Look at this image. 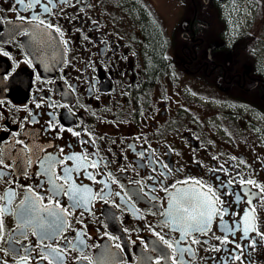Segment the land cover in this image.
I'll return each mask as SVG.
<instances>
[{
    "label": "flooded vegetation",
    "instance_id": "af4514ba",
    "mask_svg": "<svg viewBox=\"0 0 264 264\" xmlns=\"http://www.w3.org/2000/svg\"><path fill=\"white\" fill-rule=\"evenodd\" d=\"M0 77V264H60L46 244L63 264H240L230 241L264 264V200L240 184L264 187V0H0ZM193 190L227 210L199 244L165 215ZM29 195L67 210L54 240L21 224Z\"/></svg>",
    "mask_w": 264,
    "mask_h": 264
},
{
    "label": "snow or ice",
    "instance_id": "6c2138e0",
    "mask_svg": "<svg viewBox=\"0 0 264 264\" xmlns=\"http://www.w3.org/2000/svg\"><path fill=\"white\" fill-rule=\"evenodd\" d=\"M32 3L39 5L40 4V0H31ZM59 2L61 4L66 3L67 0H59ZM16 3L19 5H24V0H16ZM49 3H51V0H49ZM45 12H49L48 8H44ZM40 24L44 25V21L40 20L39 21ZM45 27L52 29L53 25L51 24H47L44 25ZM55 31H59V29H54ZM6 54V53H5ZM0 79H2V77H0ZM37 79H39V77H37ZM0 103H2V101H0ZM39 107V105H37ZM74 135H79V133H73ZM17 143H19V141H17ZM87 143V141H86ZM62 151V150H61ZM77 157H73V156H69L68 159H76ZM3 158L0 157V163H3ZM52 167H54V162L52 161L51 157H48V163H47V167L45 168L44 172L41 173V175H45L48 176V182L51 183L52 182V177L49 175V173L51 172ZM92 167H95V163L92 164ZM73 169H67L64 172V178L66 182H69L70 180V176L72 173ZM89 176H91V174L89 173ZM233 181L229 180L227 183L231 184ZM197 184H199L200 182L197 181ZM241 185H252L256 188H259L260 190V195L259 196H255L252 193H244V196H248L250 197L246 203L251 205L252 204V198H256L258 200H264V187H261L256 181L251 180V179H247L244 180L242 179L240 181ZM38 187H41V185H38ZM201 187H203V185H201ZM221 187H224V185H221ZM28 191L31 193L32 189L29 188ZM67 191V193L71 194L70 198L72 200V207L73 208H81L83 207V200L81 197L77 196L74 194V189L72 187H69V189L65 190L62 187H56L55 185H53L52 187V197L53 199H56V208H59V201H58V197L62 192ZM165 191H167V189H165ZM208 192L210 194H212L213 196L215 195L213 190L211 188H208ZM225 195H232L236 198L237 201L243 199V197L241 196L240 192H232V193H228L227 191H225ZM103 198V197H102ZM43 197H33L31 195L26 197V200L24 203H22V205L19 208L18 211V216L19 219L21 220V224L22 225H31L32 221L34 218H38L39 222L37 223V227L40 228V232H39V236L40 239L42 241L45 240H54L56 236H59L62 231H63V226L65 223V219L64 216L67 214V210L65 209L64 212H57L55 211V209L53 208H49V207H45V208H40L38 201L42 200ZM218 199V198H216ZM183 200V204H177L176 205V215L173 216V214L171 212L169 213H165L166 216H172L173 219L177 222L176 223V227L173 228V230H179L181 231V236H180V242H184L186 241V237L192 235V234H206L209 231V225L211 223L212 220V215L213 214H217L220 216L221 221H223V215L221 213L226 212V209H220L217 210L215 207V204L208 200L207 198H202L200 193L196 192L195 190H193L192 193H190L186 198H182ZM173 202L175 203V197L173 198ZM194 207H199L200 211L198 215H193L191 214V209H193ZM40 213H44L43 216H40ZM247 214H245L246 216ZM43 221H47V224L43 223ZM165 223L167 224L168 221L165 220ZM0 226H2V224H0ZM252 229L245 227L243 229V238L247 239L249 241L247 247L255 250V248L257 247L259 241L256 239H252L249 237V232ZM233 229L229 228L227 226H225V232H232ZM155 235L159 236V233H154ZM23 235V233H22ZM256 235L259 236L261 239H264V232H260L257 231ZM160 240H162L164 242V244H166L168 246V248L172 249L173 248V244L170 243L168 240L164 239L163 236L159 237ZM227 241V236L223 237L221 239V243H225ZM231 243L234 244V249L238 250L237 252H235V254L231 257V259L233 261H239L240 264H245V260L243 258L244 256V246H242L241 244L235 242V241H230ZM179 243V242H177ZM191 243L192 244H199L201 243V241L199 240L198 236L196 235H192V239H191ZM83 241H78L77 243V247L82 246ZM45 248L49 249L48 255L53 256L57 261H60V264H63L62 261V256L61 253H63L65 251V248H60L59 250L54 249L51 247V245H44ZM155 250V249H154ZM215 250L219 251V248H216ZM180 253L181 256H183V254L187 253L189 254V256H193L194 252L193 249L191 247H185V248H181V247H176L173 250V254L174 253ZM39 255L41 256V258H45L44 257V253L41 252L39 253ZM22 259H27V257H24ZM249 261H250V257H249ZM51 264V262H50ZM157 264H159V261H157ZM173 264H176V262L174 261Z\"/></svg>",
    "mask_w": 264,
    "mask_h": 264
},
{
    "label": "trees",
    "instance_id": "16d2710c",
    "mask_svg": "<svg viewBox=\"0 0 264 264\" xmlns=\"http://www.w3.org/2000/svg\"><path fill=\"white\" fill-rule=\"evenodd\" d=\"M198 10H199V9H198ZM213 26H214V24H210V27H209V29H211Z\"/></svg>",
    "mask_w": 264,
    "mask_h": 264
},
{
    "label": "rangeland",
    "instance_id": "374dc122",
    "mask_svg": "<svg viewBox=\"0 0 264 264\" xmlns=\"http://www.w3.org/2000/svg\"><path fill=\"white\" fill-rule=\"evenodd\" d=\"M237 24L239 23V20L236 19ZM239 25V24H238ZM235 26V25H234Z\"/></svg>",
    "mask_w": 264,
    "mask_h": 264
}]
</instances>
